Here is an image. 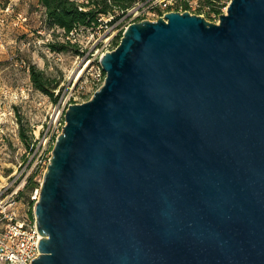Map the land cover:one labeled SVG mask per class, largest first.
Listing matches in <instances>:
<instances>
[{"label": "water", "instance_id": "obj_1", "mask_svg": "<svg viewBox=\"0 0 264 264\" xmlns=\"http://www.w3.org/2000/svg\"><path fill=\"white\" fill-rule=\"evenodd\" d=\"M70 105L32 264H264V0L131 24Z\"/></svg>", "mask_w": 264, "mask_h": 264}, {"label": "rangeland", "instance_id": "obj_2", "mask_svg": "<svg viewBox=\"0 0 264 264\" xmlns=\"http://www.w3.org/2000/svg\"><path fill=\"white\" fill-rule=\"evenodd\" d=\"M230 2L217 0L214 6L221 8L217 14L208 0H136L126 10L100 16L94 28L75 29L69 37L72 44L78 45L76 53L71 48L59 50L67 42L65 33L50 25L37 0H0V188L10 184L14 176H20L15 186H21L27 177L19 196L23 214L33 216V198L44 179L43 174H34L36 161L31 160L38 136L42 137L43 128L65 103L86 102L93 97L99 86L85 77L79 78V73L90 61L89 69L93 68V72L100 66L101 55L117 48L123 36L122 27L156 21L169 12L185 10L218 23ZM32 66L47 79L58 82L56 87L50 86L53 97L35 88L30 77Z\"/></svg>", "mask_w": 264, "mask_h": 264}, {"label": "built area", "instance_id": "obj_3", "mask_svg": "<svg viewBox=\"0 0 264 264\" xmlns=\"http://www.w3.org/2000/svg\"><path fill=\"white\" fill-rule=\"evenodd\" d=\"M80 9L82 10V8ZM164 16L160 18H164ZM107 23L111 22L108 20ZM131 24L133 23H128L122 27L123 34ZM103 55H101V58ZM90 64L91 61L84 68L81 76L82 78L85 77L94 86H99L100 89L105 82L106 73L103 71L101 63L93 72V68L89 69ZM84 102L74 100L69 105L65 103L55 118L47 123L46 128H43L42 137L38 136L37 144L31 157V160L35 158L36 161L34 174H43L45 176L57 139L63 133L66 125V111L70 105ZM32 146L34 147V145ZM33 147H31V150H33ZM19 167H21V164ZM19 177L14 176L10 184L8 183L0 188V264H32V261L40 256L39 245L42 237L38 231L36 217L34 214L32 217H28L27 214H23L20 211L19 196L22 187L27 183V177L24 178L21 186H15ZM39 198L40 190H37L33 200L37 203Z\"/></svg>", "mask_w": 264, "mask_h": 264}, {"label": "trees", "instance_id": "obj_4", "mask_svg": "<svg viewBox=\"0 0 264 264\" xmlns=\"http://www.w3.org/2000/svg\"><path fill=\"white\" fill-rule=\"evenodd\" d=\"M45 9L47 19L50 25L62 29L67 39L66 44L61 45L59 50L71 48L78 53V45L70 42V33L77 28H94L99 24L100 16H107L115 13L116 10H126L136 0H89L86 4H79L75 0H37ZM217 1V0H216ZM215 0H208L212 11L217 14L221 13V8H215ZM82 8V10L80 9ZM58 49L57 45L51 46ZM31 81L36 89L53 97L51 87H56L58 82L47 79L44 74L35 66L30 70ZM55 83V84H54ZM24 137V135H22Z\"/></svg>", "mask_w": 264, "mask_h": 264}, {"label": "bare ground", "instance_id": "obj_5", "mask_svg": "<svg viewBox=\"0 0 264 264\" xmlns=\"http://www.w3.org/2000/svg\"><path fill=\"white\" fill-rule=\"evenodd\" d=\"M83 71H84V70H82V71L79 73V76H78V77H80V76H81V74L83 73Z\"/></svg>", "mask_w": 264, "mask_h": 264}]
</instances>
